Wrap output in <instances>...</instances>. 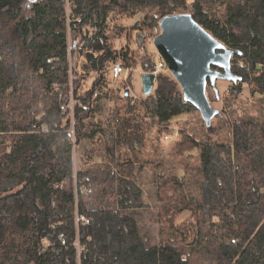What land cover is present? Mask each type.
Segmentation results:
<instances>
[{"label":"trees","instance_id":"16d2710c","mask_svg":"<svg viewBox=\"0 0 264 264\" xmlns=\"http://www.w3.org/2000/svg\"><path fill=\"white\" fill-rule=\"evenodd\" d=\"M182 13L241 52L240 81L216 84L219 99L207 87L212 132L166 67L140 99L125 97L129 78L111 83L119 62L153 72L147 45ZM71 14L68 26L63 0H0V264H264V0H73ZM89 142L100 162L75 169L73 144ZM149 208L147 247L135 212Z\"/></svg>","mask_w":264,"mask_h":264},{"label":"water","instance_id":"95a60500","mask_svg":"<svg viewBox=\"0 0 264 264\" xmlns=\"http://www.w3.org/2000/svg\"><path fill=\"white\" fill-rule=\"evenodd\" d=\"M37 1L29 0L31 3ZM158 26L160 33L152 40L158 56L179 85L184 100L194 106L207 131L212 132V119L221 113L211 106L207 87L210 85L219 99L217 81L233 85L240 81L232 72L231 60L241 52L213 38L188 13L165 16ZM141 81L143 96H149L156 82L155 76L144 73ZM124 94L128 97L129 90Z\"/></svg>","mask_w":264,"mask_h":264},{"label":"rangeland","instance_id":"374dc122","mask_svg":"<svg viewBox=\"0 0 264 264\" xmlns=\"http://www.w3.org/2000/svg\"><path fill=\"white\" fill-rule=\"evenodd\" d=\"M188 1H192V0H188ZM133 19H125L123 20L121 23L126 26V27H132L139 19L137 18L136 20ZM129 32V31H128ZM130 44L132 45V39L131 38H122L119 41V45H125V44ZM151 43V44H150ZM147 45V50L153 54L157 53L155 50V47L152 44V41ZM158 55V54H157ZM156 57V55H155ZM142 70L141 67L138 66L136 69L132 70L131 73H129L127 70H124L123 73L120 75L119 79L117 80L116 83H114L113 88L118 87V85L122 82L125 81L127 78H129V95L131 96V98L136 97L137 99L143 98V94H142V81H141V76H142ZM72 80V77L70 78ZM222 82V83H221ZM217 84V88L220 91V94L222 92H224L230 85H232L229 82H225V81H219L216 83ZM245 95H248L247 92H244ZM220 98V97H219ZM71 101H73L71 99ZM115 105V101H110L107 106L109 108V112L111 113L113 107ZM216 110L220 111L221 110V104L220 103H215L214 105H212ZM226 117V115H225ZM186 118L183 116L177 117L173 120V128L175 127H181L182 124H184ZM198 126V125H197ZM227 127L230 128V123L227 124ZM177 136V130H174V136L172 138H169L167 140H165L164 142L160 143V146L162 148V150L160 151V159L162 157H167L169 155V153L172 151L173 148V144H174V140L176 139ZM217 139L216 135L214 134L212 136V140L215 141ZM224 141V140H223ZM222 142V141H219ZM102 144V143H99ZM92 145L91 143H85L82 147H75V145L73 144V165L74 168H78L80 166L83 167H89L91 165H93V163H99L100 159H96L93 158L92 160H90V157H86L89 152H88V148H90ZM94 146H97L96 143ZM150 152V151H149ZM193 154V153H192ZM155 157V155H152L151 153L146 157V155L144 156V158H149V157ZM143 157V155H142ZM141 158V157H138ZM150 180V173L146 172L144 173V181H148ZM76 221L77 222H81L83 221V218L81 217H76ZM135 218L137 220V224H138V228H139V233H140V237L143 241V243L147 246H154L157 243V225H156V215L153 214L152 212V208H149L147 210H139L135 212Z\"/></svg>","mask_w":264,"mask_h":264},{"label":"built area","instance_id":"2783aa9c","mask_svg":"<svg viewBox=\"0 0 264 264\" xmlns=\"http://www.w3.org/2000/svg\"><path fill=\"white\" fill-rule=\"evenodd\" d=\"M64 2V7H65V14H66V19H67V25L69 26L70 24V20H71V16H72V8H73V0H63ZM68 33H70V29L68 28ZM68 50H69V54L74 50V46H72L70 44V42L68 43ZM165 67L164 63L162 61L157 62L156 66H155V70L153 72H151V74H153L156 78L158 72ZM111 83H116L117 80L119 79L120 75L123 73L124 70H127L121 62L114 64L111 68ZM73 106H74V102L71 101L70 103V111H71V117H73ZM72 143H74V139H71Z\"/></svg>","mask_w":264,"mask_h":264},{"label":"crops","instance_id":"0c3cea01","mask_svg":"<svg viewBox=\"0 0 264 264\" xmlns=\"http://www.w3.org/2000/svg\"><path fill=\"white\" fill-rule=\"evenodd\" d=\"M139 17H141L140 15H138L137 17H135V19L134 20H136L137 18H139Z\"/></svg>","mask_w":264,"mask_h":264}]
</instances>
